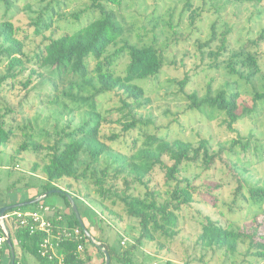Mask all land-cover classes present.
I'll return each mask as SVG.
<instances>
[{"label":"rangeland","instance_id":"rangeland-1","mask_svg":"<svg viewBox=\"0 0 264 264\" xmlns=\"http://www.w3.org/2000/svg\"><path fill=\"white\" fill-rule=\"evenodd\" d=\"M121 1L118 11L125 30L124 39L139 46L155 43L166 61L157 77L135 82L151 101L138 112L139 115L153 119L155 128H151L150 132L159 128L161 135L184 139L191 142L194 148H198L201 141H206L212 150L223 151V157L237 166L250 185H264V99H256V93L264 94V41H257L264 31V1L252 5L234 4L229 0H191L190 10L185 7L186 0ZM51 2L52 0H19L13 2L12 9L8 11L5 5H0V24L10 20L18 29L21 40L28 36L24 51L31 57L42 41V36L34 34L33 20ZM56 2L59 5L54 2L52 4L53 28L57 30V35L71 33L99 16V11L93 9V0ZM97 3L109 10H117L107 0H99ZM194 12L196 14L192 15ZM76 14L80 15L78 20L74 17ZM49 34L50 31L45 32V35ZM224 35L228 50L223 56H210V53L217 55ZM241 50L256 54L260 73L250 82L238 79L237 85L225 87V81L229 80L225 61H228L233 52ZM126 63L127 57L124 55L117 60L115 68L119 75L124 74ZM32 71L37 73L32 77L31 85L25 89L22 85ZM49 78L47 70L37 69L34 64L28 63L13 88L8 84L0 90V111L12 110L7 121L8 124L13 121L11 126L15 127V135L0 146V203L12 202L30 193L37 194L44 183V176L40 168L34 171V166H42L49 159L46 147L57 138L56 131L61 133L65 127L74 130L86 119L84 112H70L75 109V105L62 94L65 90L69 91L68 81L59 79L55 88ZM184 79H188V82L181 92L180 82ZM209 85L213 95L225 88H237L240 92V113L244 107L249 111L234 126L239 134L221 127L219 120L211 121L199 112L187 111L189 102L186 95L196 92L203 97ZM98 99L103 114L108 113V121L122 118L123 113L116 110L120 106L118 95L106 93ZM56 100L57 104L52 105L51 102ZM64 106H67V110ZM115 127V124H108L105 125V130ZM24 135L31 136L30 141L42 144L44 148L37 153L30 149L19 152L25 140ZM126 139L131 144V138ZM245 145L247 148L244 149ZM124 151L125 144L115 143L113 151L100 158L95 170H104L112 164L115 156ZM181 177H197L196 185L214 187L211 193L219 202L218 206L213 207L211 197L197 198L182 212L179 235L164 250H158L156 244L151 242L137 244L140 235L138 223L127 217L120 202L116 205H112L111 201L103 203L96 193L91 171L84 179H64L58 186L77 197L86 218L84 221L98 236L103 235L116 249L121 246L122 250H128L130 246H136L135 250H131L132 264H264V260L244 257L246 247L243 246L239 248L241 254L225 256L220 252H207L197 243L201 222L206 216L219 219L222 224L232 221L241 225L244 219H250V214L251 217L256 214L254 207H251L254 211L249 209V212L239 215L221 213L227 211L223 206L232 201L236 186L234 173L230 172L226 164L217 163L211 170L203 172L202 166L188 163L184 165ZM217 185L221 187L217 188ZM150 188L162 192L166 190L163 187V175L158 170L152 178ZM145 192L143 186H137L132 191L140 196ZM57 199L63 201L57 195H50L43 202L50 207L55 204L57 206ZM258 222L263 223V218L260 217ZM124 240L126 244L123 246ZM14 249L18 255L20 248L17 244H14ZM21 254L22 264H40L29 254ZM113 264L122 263L115 261Z\"/></svg>","mask_w":264,"mask_h":264},{"label":"trees","instance_id":"trees-1","mask_svg":"<svg viewBox=\"0 0 264 264\" xmlns=\"http://www.w3.org/2000/svg\"><path fill=\"white\" fill-rule=\"evenodd\" d=\"M17 1L19 0H0V5H5L8 11L12 9L13 2ZM93 1V9L99 11L97 18L71 33L57 35V30L53 28L52 3L56 5L59 3L52 0L33 20L34 34L42 36V41L32 57L24 51L28 36L21 40L18 29L10 20L0 24V90L8 84L13 88L18 76L25 71V64H34L37 69L48 71L54 87L59 79L68 81L69 91L65 90L62 94L75 105V109H71L70 112H84L86 118L74 130L65 127L61 133L56 131L57 138L46 147L49 159L42 166H34V171L41 169L44 183L40 192L28 200L31 201L46 192L60 191L50 195L61 197L70 213L64 214L56 207L52 210L50 206L44 204L52 210L48 217L58 228H66L68 231L79 229L85 250L80 254L79 242L66 239L56 248V254L51 261L43 258L39 252L44 235L41 233L30 235L22 230L16 235L17 246L23 254L36 258L40 264H85L90 260L86 246L92 245L102 255L104 264V255L86 237L72 211L67 195H71L73 199L77 197L58 186L64 179H84L91 171L96 193L103 203L111 201L112 205H116L120 202L127 217L138 223L140 235L137 244L151 242L156 244L158 250H164L179 235L182 212L197 198L211 197L213 207L218 206L219 202L211 193L214 187L196 185L197 177H181L184 165L195 163L202 166V171L205 172L214 168L217 163H225L230 172L234 173L236 186L232 193V201L223 206L227 211L221 213L239 215L245 211L249 212V209L254 207L255 211L253 208L251 210L256 214L254 217L250 214V219H244L241 225L232 221L222 224L221 220L206 216L201 222V233L197 243L207 252L211 251L214 254L220 252L225 256L241 254L239 248L243 246L246 247L244 257L264 260V222H258L260 217L264 220V185H250L237 166L223 157V151L212 150L206 141H201L199 147L194 148L191 142L184 139L161 135L159 128L155 132H150L151 128H155L153 119L139 115L138 112L146 108L151 101L135 82L157 77L166 64L164 54L155 43L139 46L132 45L124 39L125 30L119 20L118 11L121 0H107L116 6L115 11L97 3L99 0ZM229 1L234 4L257 5L264 0ZM185 7L187 10L192 8L191 0L185 1ZM195 14L194 12L192 15ZM74 17L78 20L80 15L76 14ZM46 31H50V34L45 35ZM214 35L213 33L212 36ZM257 41H264V31ZM112 49L114 50L111 52ZM227 50L224 35L217 55L210 53V56L219 54L223 56ZM123 55L127 57V63L124 74L119 75L115 65ZM225 62L226 75L229 78L225 81V87L237 85L238 79L250 82L260 73L256 54L245 50L233 52ZM36 73L37 71H32L30 77L23 83V88L27 89L31 85L32 77ZM187 82L188 79L180 82L181 92ZM106 93L118 95L120 106L116 110L123 113L121 119L108 121V113L103 114L98 98ZM257 98L264 99V94L256 93ZM239 99L240 92L237 88L221 89L213 95L212 87L209 85L203 97L196 92L186 95L189 102L187 111L199 112L211 121L219 120L221 127L239 134L234 126L249 111L244 107L240 113ZM51 103L56 105L57 100ZM65 108L67 110V106H64ZM9 114H12L11 109L0 111V146L15 135V127L11 126L13 121L10 124L7 121ZM108 124H115L117 127L106 131L105 125ZM24 136L25 140L19 152L30 149L37 153L44 148L42 144L30 141L31 136ZM127 137L131 138V144H128ZM115 143L125 144V151L115 156L107 168L100 172L96 171L100 158L110 154ZM157 170L163 175V187L166 188L164 192L150 188ZM137 186L146 189L143 196L132 193ZM220 187L217 185V188ZM40 204L20 210H36ZM109 212L113 214L111 210ZM87 230L91 233L90 229ZM94 238L108 251L110 264L115 261L132 264L131 250H135L136 246L132 245L128 250H122L121 246L116 249L103 235ZM15 254L14 249L15 258L11 260V264L19 263Z\"/></svg>","mask_w":264,"mask_h":264},{"label":"built area","instance_id":"built-area-1","mask_svg":"<svg viewBox=\"0 0 264 264\" xmlns=\"http://www.w3.org/2000/svg\"><path fill=\"white\" fill-rule=\"evenodd\" d=\"M50 212L52 210L41 203L36 210L16 209L0 214V264H3L6 256L10 257L11 254L1 223H4L11 236L12 243L15 244H17L16 235L18 231H26L30 235L43 234L44 238L40 244L39 252L43 258H48L51 261L56 254V248L66 239H74L79 242L78 252L80 254L85 250V245L82 244L81 231L79 229L68 231L66 228H58L52 219L48 217ZM125 244L126 240L122 241V245Z\"/></svg>","mask_w":264,"mask_h":264},{"label":"water","instance_id":"water-1","mask_svg":"<svg viewBox=\"0 0 264 264\" xmlns=\"http://www.w3.org/2000/svg\"><path fill=\"white\" fill-rule=\"evenodd\" d=\"M59 192L60 191L46 192V193H43V194L35 197L31 201H25V202L16 203V204H12V205H8V206H5V207H2V208H0V214H4L6 211L21 209V208H24V207H27V206H31V205L42 203L50 194L59 193ZM67 198H68V201H69V203L71 205L72 211L74 212L77 220L79 221L80 226L84 230V233H85L86 237L104 255V264H110V255H109L108 251L103 247L102 243L99 242L97 239H95L93 237V235L87 230L86 226L83 223L81 215L79 213L78 207H77L75 201L73 200V198L71 197V195L68 194ZM1 227H2V230L4 231L5 236H6L7 245H8V248L10 250V253L12 255V258L14 260V248H13V243H12V240H11V236L9 234V231L5 227L4 223H1Z\"/></svg>","mask_w":264,"mask_h":264},{"label":"crops","instance_id":"crops-1","mask_svg":"<svg viewBox=\"0 0 264 264\" xmlns=\"http://www.w3.org/2000/svg\"><path fill=\"white\" fill-rule=\"evenodd\" d=\"M40 191L38 190V192H37V194L39 193ZM72 193V192H71ZM36 194V192L35 193H30V194H27L25 197H21V198H19V199H16V200H14V201H12V202H8V203H5V202H3V203H0V208H2V207H5V206H8V205H12V204H16V203H21V202H25V201H28L29 199H31V198H33L34 196H36L37 195ZM73 194V193H72ZM74 195V194H73ZM75 196V195H74ZM59 197V196H58ZM62 199V198H61ZM63 200V199H62ZM74 201H75V203H76V205H77V207H78V210H79V213H80V215H81V218H82V220H83V223H84V225L86 226V228H88V229H90V231H91V234L93 235V237H96V238H99L101 235H97L93 230H92V228L88 225V223L87 222H85L84 220L86 219L85 217H84V215L82 214V211H81V209H80V207H79V202H78V200L77 199H73ZM56 203H57V206H55V205H53V206H51L50 208L53 210V208H57V209H59V210H62V212L64 213V214H69L70 213V211L65 207V204H64V201H58V199H57V201H56ZM43 204H44V202H43ZM45 205H47V204H45ZM47 206H49V205H47ZM104 237V236H103ZM104 239H105V237H104ZM86 249H87V253H88V255L90 256V260L87 262V263H85V264H102L103 263V257H102V255L92 246V245H87L86 246ZM9 253H10V251H9ZM22 252H21V250H20V253L18 254V255H16V257L18 258V260H19V263L18 264H22L21 262L22 261H20L21 259H20V257H21V254ZM15 258V257H14ZM12 260H13V258H12ZM3 264H11V254H10V257L9 256H6V258H5V260H4V263Z\"/></svg>","mask_w":264,"mask_h":264}]
</instances>
